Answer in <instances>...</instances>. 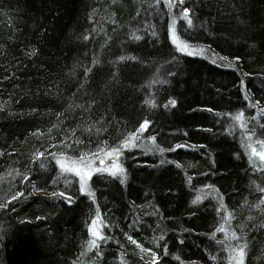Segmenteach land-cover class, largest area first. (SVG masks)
I'll use <instances>...</instances> for the list:
<instances>
[{
  "label": "trees",
  "instance_id": "1",
  "mask_svg": "<svg viewBox=\"0 0 264 264\" xmlns=\"http://www.w3.org/2000/svg\"><path fill=\"white\" fill-rule=\"evenodd\" d=\"M172 2L0 0V264H150L152 251L160 264H229L245 242L246 264H264V173L246 147L264 141V0ZM173 20L198 54L176 50ZM125 141L126 182L94 175L95 203L56 165L110 163ZM94 220L107 237L98 250Z\"/></svg>",
  "mask_w": 264,
  "mask_h": 264
},
{
  "label": "snow or ice",
  "instance_id": "2",
  "mask_svg": "<svg viewBox=\"0 0 264 264\" xmlns=\"http://www.w3.org/2000/svg\"><path fill=\"white\" fill-rule=\"evenodd\" d=\"M178 3L180 5H183L184 0H178ZM177 5L174 4L172 2V0H167V8L169 10H171L172 8L176 7ZM180 19H182L183 21L186 22L187 24V28L191 29L193 27V19L190 18V12L188 9H184L182 12V15L180 16ZM175 25H176V21L173 20L172 24L169 26V31L171 33V43L173 45H175V48L177 51H179L180 53H183L185 55L188 56H193L198 54L197 50L192 48V46L188 43L179 41L177 35H176V31H175ZM152 35H155V33L153 32ZM85 39H87V37H85ZM133 39L135 41H139L142 39L141 36L139 35H133ZM204 50L203 49H199V53H202ZM32 56L36 55L35 50H33L31 52ZM125 59L124 56L120 57V60L123 61ZM129 59H131V57H129ZM221 59H226L225 57H221ZM215 62V61H213ZM90 71V69H89ZM160 83H165V81H161ZM247 98V97H246ZM145 104L150 105L152 108H155L157 105L154 101H150V100H145ZM169 106L171 107H175L176 106V101L174 99H170L168 100V102L166 104H164V108L167 109ZM208 111H212L211 109H208ZM244 116L245 113L244 112H240L238 115L234 116L233 119L238 122L240 124V126L243 128L244 127ZM149 121L148 120H144V122L139 126V129L137 130V133L130 136L129 137V141H135L136 139L139 138V135H142L145 131L148 130L149 128ZM261 127H264V125H261ZM90 131V129H89ZM252 136L249 135L248 136V140H251ZM151 140L153 143H155V137H151ZM129 141H125L123 145L119 146V147H114L111 149V151L105 152V156L107 157V159H110L112 161L111 165H107L105 162L104 158H100V167H96L93 168L90 166L91 163H93V161H86V158L84 156H81L79 158V161H73L70 165H66L64 162H62L61 159H56V165L60 168L62 173L65 174H71L75 177L78 178V183H79V192L82 195H87L92 197L93 199V203H95V192L92 191L89 188V182L92 181V178L94 175H98V174H104L106 173L109 177H119L120 180L119 182L121 184H124L126 182V170L122 167V165L120 163H118L117 161L119 160L120 155L122 154V149H127L128 147V143ZM260 145H261V150L257 151V149L255 147H252L251 144H248L246 147L250 149V156H249V160L250 162H252L254 159H258L260 162V166H259V171L264 173V141L258 140L257 141ZM132 147H136V144L133 142L131 144ZM179 147H183V145H177L176 148ZM203 147V146H201ZM157 151H159V153L161 155H163V153L166 151L163 148H158L156 149ZM169 151H175V149H167ZM103 151V150H102ZM41 156H43V154H40ZM94 156H99V153H93ZM53 156L55 157V153H53ZM164 161L161 160V164H163ZM169 163H171V161H169ZM40 167H44L43 164L40 165ZM177 167H180V165H177ZM253 168H256L257 165L255 163L252 164ZM27 179V178H25ZM53 183H56L55 180H53ZM69 183H71V181H69ZM253 183L255 184V181H253ZM211 187V186H208ZM256 190L260 193H264V187H261L259 185L256 186ZM218 191V190H217ZM24 193L20 192L18 195L14 194L12 196V200H17L19 196H23ZM54 196L59 197V198H63L65 199L69 204H71L72 198L70 196L65 197V193L64 192H59L53 193ZM222 199V197H221ZM201 198L199 196L196 197L195 200L192 201L193 204H196L198 202H200ZM259 203L256 205L257 207H260V205H264V199H260L258 197ZM11 201H9L10 203ZM221 208L224 207L223 204L220 205ZM7 208V204H0V210H3ZM249 219L251 220L252 218L249 217ZM95 224L96 221H92V227L89 228V232L90 234L95 238L92 242L89 243V249H100V244L97 243V241H103L106 240L107 237L100 235L96 228H95ZM262 227H264V225H262ZM216 232H225V229L223 226H220L218 228H216L215 230ZM225 238H227V233L225 232ZM232 238L236 241H240L241 237L237 236L235 232L232 233ZM127 239L131 242V244L136 245L137 248H140V250L142 252H149L148 249H144L141 248V246L137 243V241L135 239H133L131 236H128ZM210 239H216L215 236V232L212 234V236L210 237ZM159 240L163 241L164 240V236L161 235L159 237ZM180 243H183V240L180 241ZM217 243H223V241H217ZM157 247H159V245H157ZM248 248L249 245L247 242L240 244L237 243L230 251V255H231V262L230 264H246V258L248 255ZM97 256H100L101 253L99 251H97ZM163 254L167 255V248L165 247L163 249ZM149 255L151 257L150 259V264H160V258L157 256V253L152 251L149 252ZM143 259V257H142ZM178 259V257H177Z\"/></svg>",
  "mask_w": 264,
  "mask_h": 264
},
{
  "label": "rangeland",
  "instance_id": "3",
  "mask_svg": "<svg viewBox=\"0 0 264 264\" xmlns=\"http://www.w3.org/2000/svg\"><path fill=\"white\" fill-rule=\"evenodd\" d=\"M175 31H176V28H175ZM176 35H177V31H176ZM170 36H171V33H170ZM177 37H178V36H177ZM178 39H179V37H178ZM179 41H181V40L179 39ZM247 142H248V144H251L250 141H249L248 139H247ZM251 145H252V144H251ZM253 147H255V145H254ZM260 148H261V147H260ZM258 150L260 151L261 149H257V151H258ZM257 161L259 162L258 159H257ZM105 162H106L107 165H111V163H112V162H110V163L108 162V163H107L106 160H105ZM259 163H260V162H259ZM90 166L93 167V168L100 167V160H99L97 163H95V164H92V163H91ZM89 188H90V182H89ZM48 195H50V194H48ZM51 195H52V194H51ZM95 228H96L97 232H98L100 235H102L101 232H100V229H99V225H98V223L95 224ZM94 239H95V238L93 237V240H94ZM97 243L100 244V241L98 240ZM230 262H231V255L229 256V264H230Z\"/></svg>",
  "mask_w": 264,
  "mask_h": 264
}]
</instances>
